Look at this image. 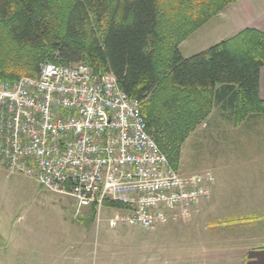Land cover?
Instances as JSON below:
<instances>
[{"label":"trees","instance_id":"trees-1","mask_svg":"<svg viewBox=\"0 0 264 264\" xmlns=\"http://www.w3.org/2000/svg\"><path fill=\"white\" fill-rule=\"evenodd\" d=\"M237 1L0 0V81L36 77L43 62L111 72L142 102L148 133L178 168L182 143L215 105L232 113L234 125L264 114L263 31L247 27L190 57L180 50ZM91 211L97 215L95 205Z\"/></svg>","mask_w":264,"mask_h":264},{"label":"built area","instance_id":"built-area-1","mask_svg":"<svg viewBox=\"0 0 264 264\" xmlns=\"http://www.w3.org/2000/svg\"><path fill=\"white\" fill-rule=\"evenodd\" d=\"M142 102L111 72L43 63L38 76L0 81V166L72 197L108 223L151 228L187 220L212 195L214 177L184 175L147 131Z\"/></svg>","mask_w":264,"mask_h":264},{"label":"rangeland","instance_id":"rangeland-1","mask_svg":"<svg viewBox=\"0 0 264 264\" xmlns=\"http://www.w3.org/2000/svg\"><path fill=\"white\" fill-rule=\"evenodd\" d=\"M215 22L209 25L210 29H213ZM218 28L220 27L214 29ZM233 31L225 28L215 32L210 30V37L206 41L202 39V35H205L206 31H202L199 37L192 41L191 46L183 48V52L185 55H190L198 49L216 44L221 39L231 38L236 35ZM43 63L40 64L39 69ZM223 114L229 115V112L224 111L221 105H215L209 116L190 131L180 147L178 169L182 174L200 176L203 179H206L207 175H211L214 177L213 185L216 183V172L208 164L210 152L206 150L209 149L207 147L209 144L207 135L209 124L212 127L210 133L216 131L214 137L217 138L218 136L217 139H221L223 132L228 131L234 132V137L235 135L238 136L236 129L228 128L232 122L229 117L225 118ZM243 122L234 126L238 127ZM260 130L261 132L257 134L259 135L256 140L257 145H264V124ZM220 145H223V143ZM114 209V207L109 206L100 216H98V213L96 216H92L91 209H79L72 197L51 192L34 178L21 174L10 175L0 166V214L3 217L6 215L10 227L13 229L21 231L24 228L26 232H29L28 235L23 236L22 242L33 250L24 252V257H45L46 251L53 244L58 247L55 255L80 258L82 259L80 264H136V261L132 260L143 258L142 244L145 241L159 238L160 235L152 233L151 230L161 224L151 228L127 226L112 228L108 223V218ZM196 209L193 211L192 216L198 211ZM214 211L220 212L221 209ZM199 214L195 219L191 216L192 219L189 218L190 220L177 221L175 224L184 223L185 225L184 228L177 231L178 233H175V236L171 231L166 232L168 243L177 242L181 246L178 245L176 249L171 248L172 246L168 247V258H173L175 254H182L184 259L181 264H191L186 261V257L197 255L198 262L195 264H207L206 241L209 239L207 238L206 227L212 221L211 217L213 215L205 207ZM2 216H0V220H2ZM167 224L169 225V223L164 225ZM235 225H237V228L243 225L242 227L247 229L253 228L254 225H256L255 228L262 225L264 228V217L257 218L254 223L247 221V223L240 222ZM197 226L201 228L200 232H197ZM226 226V228H230V224H226ZM160 228L162 227H158V229ZM32 232L33 234L30 235ZM230 235L229 233L218 232L215 239L219 240V245L235 246L237 241L233 242L231 238L237 237L236 239H238L239 235L234 234L233 237ZM12 241L0 242V252L7 262L6 264H9V262L15 264V256L19 252L14 248L16 241ZM36 247L40 248V256H37L34 252ZM19 254L21 255V253Z\"/></svg>","mask_w":264,"mask_h":264},{"label":"crops","instance_id":"crops-1","mask_svg":"<svg viewBox=\"0 0 264 264\" xmlns=\"http://www.w3.org/2000/svg\"><path fill=\"white\" fill-rule=\"evenodd\" d=\"M216 20L217 22H215ZM214 22L213 29H210L209 25ZM217 27L220 28L214 29ZM247 27H253L264 32V0H238L184 41L180 45V50L185 57H190L212 46L198 49L190 55L184 54L183 48L191 46L192 41L199 37L202 31H206V34L202 35L203 38L201 37L206 41L210 37V30L215 32L222 28L232 29L237 34ZM221 41L223 40L221 39L219 42ZM259 97L264 100V67L260 69ZM230 110L232 109L230 108ZM223 116L225 118L229 117L232 124L228 128L236 129L238 136L235 135L234 137V132L228 131L223 132L221 139H217L218 136L217 138L214 137L216 131L210 133L212 127L209 124V133H207L209 141L207 147L209 149L206 150L210 152L208 164L216 172V183L212 186L211 198L198 204L196 209L198 211L195 212L192 218H197L204 207L213 215L211 217L212 221L206 227L207 238L209 239L206 241L207 264H264L263 226L260 225L255 228L256 224L253 228L247 229L242 227L243 225L238 228L235 225L240 222L247 223V221L254 223L257 218L264 217V145H257L256 141L257 136H259L257 134L261 132L260 129L264 124V114L250 115L238 127L234 126L232 113L229 115L223 114ZM222 143L223 145H220ZM216 209H221V211L215 212ZM0 216L2 215L0 214ZM175 223L161 224L162 226L158 225V227L162 228L152 229L151 232L158 233L159 238L145 241L141 246L143 258L133 259L132 261H136V264H181L184 259L182 254H175L173 258H168V247L172 246L171 248L176 249L179 243H168L166 232L171 231L175 236V233H178L177 231L184 228L185 225L184 223ZM226 224H230V228H226ZM11 228L6 215L2 216V220H0V242L16 241L14 248L19 252L15 256V264H80V261H82L80 258L55 255L58 247L53 244L49 249L46 248L48 250L45 257H24V252L33 250L22 242L23 236L28 235L29 232H26L24 228L21 231L13 228L12 230ZM200 229L197 226V232H200ZM218 232L229 233L232 237L234 234H238V239H236L237 237L231 238L233 242L237 241L235 246L219 245V240L215 239ZM32 234L33 232L30 235ZM46 247L48 246L46 245ZM35 249L34 252L37 256H40V248L36 247ZM186 261L195 264L198 262V256L186 257ZM6 263L0 252V264ZM9 264H12V262H9Z\"/></svg>","mask_w":264,"mask_h":264}]
</instances>
